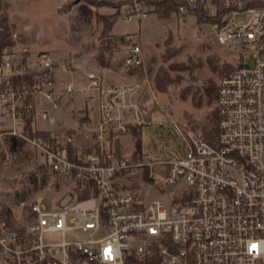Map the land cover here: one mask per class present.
Instances as JSON below:
<instances>
[{"label":"built area","instance_id":"built-area-1","mask_svg":"<svg viewBox=\"0 0 264 264\" xmlns=\"http://www.w3.org/2000/svg\"><path fill=\"white\" fill-rule=\"evenodd\" d=\"M132 1L123 18L147 20L143 3ZM174 1L182 17L201 6L207 17L225 12L212 26L236 66L218 87L216 143L166 116L184 152L152 162L131 163L106 147L112 130L128 132L124 113L141 114L130 99L141 85L119 92L12 34L0 56V142L22 141L77 191L51 209L0 195V264H264V0ZM125 39L124 66L143 71L142 47ZM79 79L101 111L97 131L83 123L80 136L60 128L65 97L82 91ZM78 137L94 151L85 159ZM131 178L162 188L164 198L145 200Z\"/></svg>","mask_w":264,"mask_h":264},{"label":"rangeland","instance_id":"rangeland-1","mask_svg":"<svg viewBox=\"0 0 264 264\" xmlns=\"http://www.w3.org/2000/svg\"><path fill=\"white\" fill-rule=\"evenodd\" d=\"M3 1L9 6L13 34L33 52H49L55 59L72 63L80 73L94 71L102 76L107 87L119 92L141 85V92L130 97L132 102L139 103L140 94L146 107L141 108L140 120L153 109L157 110L152 125L141 128L146 162L179 153L182 140L176 136L166 116L187 128H192L191 121L205 120L216 109L217 102L207 90L219 87L223 76L236 66L235 56L217 43L213 26L198 23L194 15L182 23L179 18L165 22V27L157 25L155 17L150 16L142 22L140 35L139 20L127 22L123 18L126 8H122L112 36H107L104 34L107 24L97 15L111 17L115 11L110 8L91 6L92 14L86 16L80 9L81 0ZM245 19L246 16L237 18L238 21ZM144 28L151 34L149 39L140 38L144 36ZM126 37L135 43L140 40L144 53L145 67L135 73V78L128 77L129 69L124 66ZM78 88L82 91L65 99L75 98L72 104L75 114L84 110L90 119L88 127L95 132L101 119L99 101L91 93L83 92V87ZM127 96L129 98V94ZM71 110L68 108L66 119L61 122L63 130L71 129ZM132 116V113H124V124L133 126L137 118ZM120 140L122 155L130 159L135 151V136L128 130ZM13 142H0V195L4 201L12 205L22 200H43L48 209L56 203L69 204L75 182L48 171L43 157L30 147L26 146L21 154L16 153ZM128 181L130 188L140 191L147 201L165 196L160 187H146L137 178ZM59 240L54 238L52 242Z\"/></svg>","mask_w":264,"mask_h":264},{"label":"trees","instance_id":"trees-1","mask_svg":"<svg viewBox=\"0 0 264 264\" xmlns=\"http://www.w3.org/2000/svg\"><path fill=\"white\" fill-rule=\"evenodd\" d=\"M143 5L154 7V13L158 15L159 18L167 19L169 18L173 13L178 11L177 8V2L174 0H137ZM83 2V5L80 6V9L84 11V15L88 16L92 14V11L90 10L91 6H97L100 7H107L115 11L111 17H104L102 15H97L99 19L104 21L106 23V28L104 30V34L107 36H110L114 25L121 17V9L124 5H132V0L127 1H117L115 4H111L109 1L106 0H81ZM8 4H6L3 0H0V56L2 50L12 43L11 36L14 31L13 25L10 23V17L8 15ZM86 11V12H85ZM225 14V12L219 11L216 17H207L204 12V7L201 6L199 10L194 13L193 15L197 18L198 23L207 22L213 25L214 23H217L221 17ZM235 70V68H231L230 71ZM133 71V70H132ZM207 91L212 93L214 95L215 101H217L218 98V87H210ZM156 109H154L155 111ZM149 115L145 116L146 120H149ZM81 122H85V119H82ZM190 124H192V129L199 133L201 135V138L211 144L214 145L218 138L219 133V114L217 107L216 109L203 121H191ZM152 125V121H145L144 124L132 126L128 125L130 130L133 132V135L135 136V151L132 155V157L129 159L131 163H139L144 161V151H143V134L141 128L143 126H150ZM123 133L112 130L111 137L106 142V147L108 151L115 153L117 156L122 155V146H121V140L120 137ZM178 137V135L176 134ZM160 138V136H159ZM15 146V152L18 154H21L24 152V148L26 145L20 141V140H14L13 142ZM184 152V147L181 144L180 145V151L177 154H182ZM174 156V155H172ZM55 174V173H53ZM57 175V174H55ZM148 170L145 172V175L143 176L144 181H146L148 184H151V182L148 179ZM74 191L76 190V187L74 188ZM85 195L78 196L79 199L84 198Z\"/></svg>","mask_w":264,"mask_h":264},{"label":"crops","instance_id":"crops-1","mask_svg":"<svg viewBox=\"0 0 264 264\" xmlns=\"http://www.w3.org/2000/svg\"><path fill=\"white\" fill-rule=\"evenodd\" d=\"M118 1H127V0H118ZM127 6L128 5H124L123 6V8H127ZM146 10L149 12V17L150 16H154L155 17V21H156V23H157V25H160L161 27H165L166 26V23L167 22H169V21H171V20H173V19H180L181 21V23L182 22H186L187 20H189V18L187 17V18H183L182 16H180L177 12H175V13H173L169 18H167V19H162V18H159L158 17V15L156 14V13H154V7H150V6H146ZM121 16H122V13H121ZM148 17V18H149ZM144 21H147V20H144ZM142 22L143 21H139V23H140V25H139V33H140V35H141V33L143 32V27H142ZM166 22V23H165ZM144 36L142 37V36H140V38H144V39H149L148 38V36L149 35H151L150 34V32L147 30V29H145L144 28ZM110 36H112V32H111V34H110ZM138 44H140L141 45V41L139 40V42H138ZM129 73H128V77H130V78H135L136 77V75H135V73H138L137 71H132V70H129L128 71ZM133 74V75H132ZM78 87H83V88H85L86 87V82L84 81V80H82V79H79L78 80ZM140 90H142V89H140ZM139 90V91H140ZM138 91V92H139ZM137 92V93H138ZM141 92V91H140ZM140 95V94H139ZM137 96V98H138V100H139V103H135V102H133L136 106H138V107H140V108H145L146 109V107H145V105L142 103V99H141V96ZM74 100H75V98H72L71 100H69V101H65V103L63 104V108H62V112H61V122H62V120H64V119H66L65 117H64V115L65 114H67L66 113V111L68 110V108L71 110V111H73V113H72V116L70 117V119H71V121H72V125H71V129H64L65 131H67V132H69V133H73V134H77L78 136H80V133H81V130H80V125L81 124H83V122H81V120L82 119H85V122L84 123H86V124H88V126H89V116H88V114L87 113H85L84 112V110H81L80 111V113L79 114H75V108L73 107V102H74ZM86 102V101H85ZM69 104H71L72 106H70ZM71 107V108H70ZM156 111L157 110H155L154 111V109L152 110V111H150L148 114H146V115H149V120L150 121H152V123L154 122V115L156 114ZM130 113H128V115H129ZM146 115H144V116H142V118H143V121H141V124H144V122L145 121H149V120H146L145 119V116ZM133 117V116H132ZM140 115L137 117L136 116V118H137V121H139L140 120ZM136 121V122H137ZM61 122H60V127H61ZM133 123L134 125V127L135 126H137V125H141V124H139V123ZM130 123V122H129ZM128 130H129V134L131 133H133L131 130H130V128L128 127ZM78 139H79V141H80V146H79V148L77 149V151L80 153V155L82 156V158L83 159H85L87 156H89L90 154H92L94 151H93V149H92V145L91 144H89V143H86L85 141H83L82 140V138L81 137H78Z\"/></svg>","mask_w":264,"mask_h":264}]
</instances>
